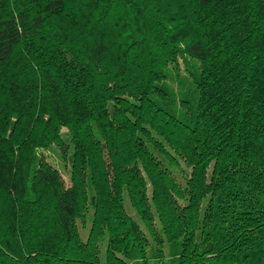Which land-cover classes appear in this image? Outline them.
<instances>
[{
  "label": "trees",
  "instance_id": "obj_1",
  "mask_svg": "<svg viewBox=\"0 0 264 264\" xmlns=\"http://www.w3.org/2000/svg\"><path fill=\"white\" fill-rule=\"evenodd\" d=\"M0 264H264V0H0Z\"/></svg>",
  "mask_w": 264,
  "mask_h": 264
},
{
  "label": "rangeland",
  "instance_id": "obj_2",
  "mask_svg": "<svg viewBox=\"0 0 264 264\" xmlns=\"http://www.w3.org/2000/svg\"><path fill=\"white\" fill-rule=\"evenodd\" d=\"M62 138L65 140V141H68V139H69V137H68V135H67V133L66 132H62ZM44 153H47V159H48V161L51 163V164H53V165H55V166H57V167H59V169L61 168V162H60V160H59V158H58V156H57V154H55V153H53V152H47L46 150L44 151ZM62 178H63V180H64V182H65V184L67 185V178H66V176H65V174L62 172Z\"/></svg>",
  "mask_w": 264,
  "mask_h": 264
}]
</instances>
